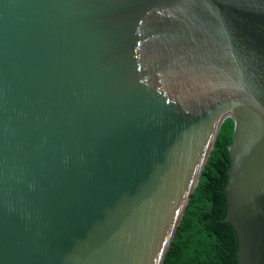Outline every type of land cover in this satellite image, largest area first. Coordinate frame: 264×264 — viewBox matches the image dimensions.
I'll list each match as a JSON object with an SVG mask.
<instances>
[{
  "label": "water",
  "instance_id": "1",
  "mask_svg": "<svg viewBox=\"0 0 264 264\" xmlns=\"http://www.w3.org/2000/svg\"><path fill=\"white\" fill-rule=\"evenodd\" d=\"M226 118L264 264V0H0V264H162Z\"/></svg>",
  "mask_w": 264,
  "mask_h": 264
},
{
  "label": "trees",
  "instance_id": "2",
  "mask_svg": "<svg viewBox=\"0 0 264 264\" xmlns=\"http://www.w3.org/2000/svg\"><path fill=\"white\" fill-rule=\"evenodd\" d=\"M234 123L226 118L162 264H237L238 240L224 221Z\"/></svg>",
  "mask_w": 264,
  "mask_h": 264
}]
</instances>
